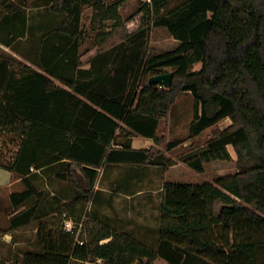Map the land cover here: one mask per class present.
Returning <instances> with one entry per match:
<instances>
[{
    "label": "trees",
    "instance_id": "trees-1",
    "mask_svg": "<svg viewBox=\"0 0 264 264\" xmlns=\"http://www.w3.org/2000/svg\"><path fill=\"white\" fill-rule=\"evenodd\" d=\"M35 1L26 0V5ZM126 1H53L52 10L74 23L87 8L93 10L94 25L114 22L111 32L101 29L97 34V51L87 59L94 58L90 69H82L83 56L77 58V76L50 64L42 73L21 63L0 61V129L20 138L14 161L0 162V168L16 173L24 185L23 191L10 196L14 214L10 230L29 226L45 199L34 181V170L62 164L66 169L60 176L82 192L59 210L51 226L39 225L41 251H28L22 264H136L143 259L151 264L158 258L183 264L187 250L218 264H264L259 261L264 250V0H182L174 6L170 0L142 2L128 19L140 16L138 30L126 33L121 37L125 40L115 45L125 25L120 7ZM4 10L13 8L3 1L0 12ZM153 28H166L180 44L167 51L149 50L143 66L142 51L132 49V66L141 69L144 77L139 92H127V72L114 76L108 86L102 65L108 56L96 64L99 55ZM198 64L201 68L196 70ZM17 66L29 72H19ZM167 68L173 70L170 88L150 82ZM183 93L192 94L196 101L190 138L231 120L205 150L187 157L186 164L203 173L206 164L233 161L232 146L237 154L236 174L219 179L216 185L165 183L157 250L91 218L79 237L77 228L66 231L64 212L78 223L89 215L87 206L96 194L103 166L158 165L161 151L133 148L135 134L166 151L186 142L167 141L158 134L161 119ZM7 233L0 223V243Z\"/></svg>",
    "mask_w": 264,
    "mask_h": 264
},
{
    "label": "rangeland",
    "instance_id": "rangeland-1",
    "mask_svg": "<svg viewBox=\"0 0 264 264\" xmlns=\"http://www.w3.org/2000/svg\"><path fill=\"white\" fill-rule=\"evenodd\" d=\"M5 1L13 11L4 10L0 12V61L7 60L15 63H21L30 68L29 71H38L46 73L45 66H57L59 71L66 75H76L79 69L76 66V60L83 56L85 62L82 69L91 68L94 58L89 62L87 59L95 55L96 37L102 30L111 32L114 28L113 21H106L101 25L92 23L93 10L87 8L79 21L74 23L65 15L57 14L52 10L54 0H36L31 6L26 5V0H0ZM118 0H105L107 4ZM182 0H170L171 5ZM142 2L149 0H127L120 7V13L125 21L121 28V36H117L121 43V37L127 33L132 34L138 30L140 16L133 21L128 19L141 8ZM70 30V31H66ZM127 31V32H126ZM179 45L166 28H153L146 34L136 38L133 41H126L115 49H108L99 55L102 62L103 56L107 55L106 63L102 64L104 75L107 78V85L111 86V79L118 74H126L127 92H139L141 90V69L133 68L134 59L130 55L133 48H139L142 53L139 61L142 66L147 57V52L151 49L157 52L175 49ZM74 47H77L75 53ZM110 48V47H109ZM101 56V58H100ZM108 59V61H107ZM104 60V59H103ZM132 66V69H131ZM201 68V64L196 65L195 69ZM19 72H29L17 66ZM165 73H172L171 68L165 69ZM57 85L63 86L59 81ZM164 86V85H160ZM196 101L192 94L183 93L172 106L167 117L161 119L159 126V136H166L167 141L185 140L186 142L172 151H166L161 146L155 144L152 139H146L139 135H134L132 140L133 148L147 149L155 147L159 149L162 155L156 159V163L161 166L155 168L130 169L126 166H117L114 168L101 169L96 181L95 196L87 206L89 215H85L81 222L70 216L68 212L62 214V225L65 224V216L71 219L78 231L85 230V223L89 218L109 225L119 231H128L140 240L146 241L151 248L157 250V242L160 225L163 184L168 181H179L182 183L217 184L221 178L232 177L237 172V154L232 146H229L233 161H214L205 165V172L198 173L188 167L185 159L190 155L200 153L207 147V142L212 139L216 132L224 130L231 125L230 119H225L220 124L206 130L198 137L190 138L191 125L195 117ZM137 139V140H136ZM136 140V142H135ZM20 138L14 134H4L0 129V162L11 164L19 150ZM172 166V164H174ZM157 165V164H156ZM107 166V165H106ZM66 167L62 164L53 166L41 174L34 175V181L40 190L45 192V199L40 204V212L32 224L16 232V239L21 244L14 248L15 251L8 253L10 249L7 245H0V264H22L23 256L28 251H41L37 243V227L40 222L53 224L55 218L59 215V210L65 205L79 197L82 192L65 181L60 174L64 173ZM135 172V173H134ZM136 177V181H118L119 178L131 176ZM15 178L13 174L3 168H0V184H7ZM23 185H15L12 191L23 190ZM11 190V189H10ZM141 190V195L127 197L126 193L134 191L136 194ZM121 191V193H120ZM76 197V198H74ZM74 198V199H72ZM36 199L28 202L30 207ZM0 207L7 212L10 211L8 202L1 201ZM5 212V213H6ZM7 212V213H8ZM3 212V214H5ZM0 215L1 226L7 228L8 221L6 214ZM6 216V217H5ZM218 234V230H216ZM5 237V236H4ZM4 240V238H3ZM3 242V241H2ZM1 244V243H0ZM3 246V247H2ZM14 255V256H13ZM10 257L8 259L7 257ZM183 264H218L212 260L198 255L195 250H187ZM260 262H264V250L261 251ZM147 264V259L137 261L136 264ZM92 264V263H89ZM151 264H170L162 258H158Z\"/></svg>",
    "mask_w": 264,
    "mask_h": 264
},
{
    "label": "crops",
    "instance_id": "crops-1",
    "mask_svg": "<svg viewBox=\"0 0 264 264\" xmlns=\"http://www.w3.org/2000/svg\"><path fill=\"white\" fill-rule=\"evenodd\" d=\"M178 43L180 44V42L178 41ZM8 135V134H7ZM140 136V135H139ZM143 137V136H142ZM143 138H145V137H143ZM147 140H148V138H146ZM137 140V139H136ZM136 140H135V142H136ZM133 144V143H132ZM135 149H141V148H135ZM57 165H60V164H56V165H53V166H57ZM173 165H175V163L174 164H172V166ZM53 166H51V167H53ZM117 166H126V167H128V168H130L131 170L132 169H138V168H155V169H160L161 168V166L160 165H156V164H150V165H141V166H139V165H132V164H112V165H107V166H103L102 168L103 169H107V168H114V167H117ZM51 167H49V168H51ZM49 168H47V169H49ZM101 168V169H102ZM4 169V168H3ZM100 169V170H101ZM6 170V169H5ZM46 169H40V170H34V172H33V174L34 175H38V173L39 174H41L42 173V171H45ZM99 170V171H100ZM8 171V170H7ZM9 172H11V171H9ZM12 174H13V176H15V178H12L11 179V181L9 182V183H7V184H0V205H1V201H7L8 202V204H9V207H10V211L7 213L5 210H4V208H2V207H0V211L2 212V214H3V212L6 214V220L8 221V225H7V230H8V233L5 235V237H4V240H3V242L0 244V245H2L3 243H5L4 245H7V248L8 249H10L9 250V254H10V252L11 251H15L14 250V248H16V246H18V245H20L21 243L19 242V241H17V239H16V232H18L19 230H21V229H24V228H21V229H17V230H10V226H9V220L11 219V217L14 215L13 214V207H12V203H11V200H10V196H11V194L12 193H14V192H19V191H12V188H13V186H15V185H23V183H22V181H21V179H20V177L16 174V173H14V172H11ZM135 173V172H134ZM134 180V181H136V177L133 175V176H131V177H124V178H119V180L118 181H130V180ZM165 183H182V182H179V181H168V180H166V182H164V184H163V186L165 185ZM182 184H186V183H182ZM24 186V185H23ZM11 189V190H10ZM23 190H24V188H23ZM23 190H21V191H23ZM162 198H161V203L160 204H162V202H163V197H164V187L162 188ZM120 193H121V191H120ZM135 192L134 191H132V192H130V193H126L127 194V197H135L136 195L138 196V195H141V190H138L137 191V193L136 194H134ZM74 198H76V197H74ZM74 198H72V199H74ZM160 209H161V205H160ZM39 213H41L40 211L38 212V214ZM5 214H3V215H5ZM37 214V215H38ZM161 214V213H160ZM4 218V216L2 217V215H0V220L1 219H3ZM36 218H37V216H36ZM42 223H44V222H40V224H42ZM32 224V223H31ZM30 224V225H31ZM39 224V225H40ZM48 224V223H47ZM29 225V226H30ZM39 225H38V227H37V231H38V228H39ZM28 227V226H27ZM26 228V227H25ZM113 228V227H112ZM115 230H117V229H115ZM117 231H119V230H117ZM119 232H126V233H128V234H130L133 238H135L136 240H138V241H140V242H142V243H144V244H146V245H148L147 243H146V241H144V240H140V239H138L137 237H135L132 233H130V232H128V231H119ZM108 240H105L104 242H107ZM157 242L159 243V236H158V239H157ZM149 247H151L150 245H148ZM3 247V246H2ZM14 256V255H13ZM24 257V256H23ZM8 259H10V257L8 256L7 257ZM7 264L8 263H10V261H5Z\"/></svg>",
    "mask_w": 264,
    "mask_h": 264
},
{
    "label": "water",
    "instance_id": "water-1",
    "mask_svg": "<svg viewBox=\"0 0 264 264\" xmlns=\"http://www.w3.org/2000/svg\"><path fill=\"white\" fill-rule=\"evenodd\" d=\"M173 81V73H164L153 76L150 82L156 85H164L166 88H170Z\"/></svg>",
    "mask_w": 264,
    "mask_h": 264
},
{
    "label": "built area",
    "instance_id": "built-area-1",
    "mask_svg": "<svg viewBox=\"0 0 264 264\" xmlns=\"http://www.w3.org/2000/svg\"><path fill=\"white\" fill-rule=\"evenodd\" d=\"M149 2H151V0H149ZM64 216L66 218L65 219V224H64L65 230L68 231V232L74 231L75 227H76L75 223L71 219L67 218V214H64ZM80 234H81V230L77 232V236L79 237Z\"/></svg>",
    "mask_w": 264,
    "mask_h": 264
}]
</instances>
